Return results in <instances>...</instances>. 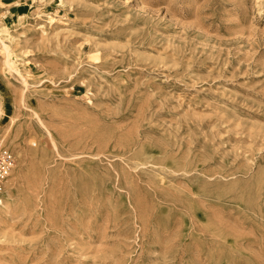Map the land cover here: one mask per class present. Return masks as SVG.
I'll return each mask as SVG.
<instances>
[{
    "label": "rangeland",
    "instance_id": "1",
    "mask_svg": "<svg viewBox=\"0 0 264 264\" xmlns=\"http://www.w3.org/2000/svg\"><path fill=\"white\" fill-rule=\"evenodd\" d=\"M0 37V264H264V0H0Z\"/></svg>",
    "mask_w": 264,
    "mask_h": 264
},
{
    "label": "built area",
    "instance_id": "2",
    "mask_svg": "<svg viewBox=\"0 0 264 264\" xmlns=\"http://www.w3.org/2000/svg\"><path fill=\"white\" fill-rule=\"evenodd\" d=\"M15 166V156L7 148L0 147V193L2 185Z\"/></svg>",
    "mask_w": 264,
    "mask_h": 264
},
{
    "label": "bare ground",
    "instance_id": "3",
    "mask_svg": "<svg viewBox=\"0 0 264 264\" xmlns=\"http://www.w3.org/2000/svg\"><path fill=\"white\" fill-rule=\"evenodd\" d=\"M1 38V37H0ZM1 40V39H0ZM3 43H4V41H3ZM5 45V50H6V52H8V54H9V48H8V45L7 44H4Z\"/></svg>",
    "mask_w": 264,
    "mask_h": 264
}]
</instances>
